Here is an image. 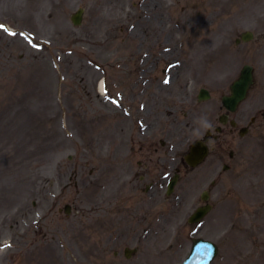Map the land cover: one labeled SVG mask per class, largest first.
Returning a JSON list of instances; mask_svg holds the SVG:
<instances>
[{
	"label": "rangeland",
	"instance_id": "1",
	"mask_svg": "<svg viewBox=\"0 0 264 264\" xmlns=\"http://www.w3.org/2000/svg\"><path fill=\"white\" fill-rule=\"evenodd\" d=\"M254 1L0 0V20L14 30L6 35L0 29V264H82L86 255L99 256L102 241L109 247L107 233L119 226L113 206L119 197V106L98 92L100 73L88 59L107 69L119 96V60L132 62L133 53L147 50L138 41L147 44L153 25L175 30L180 24L190 32L204 19L215 20L216 31L203 37V45L225 57L227 68L220 62L204 71L201 85L216 97L228 93L250 62L257 82L239 111L264 109V4ZM80 7L85 16L77 27L71 14ZM244 30L255 31L246 47L235 43ZM190 132L171 138L172 149L186 151ZM46 133L52 136L45 141ZM257 145L233 171L240 173L236 183L225 179L216 188L218 207L202 227H184L186 216L216 173L204 179V165L193 184L191 177L179 184L174 198L183 210L165 232L155 233L152 264H181L197 230L220 246L212 264H264V141ZM68 203L72 214L65 213ZM113 244L111 258L119 239Z\"/></svg>",
	"mask_w": 264,
	"mask_h": 264
},
{
	"label": "flooded vegetation",
	"instance_id": "2",
	"mask_svg": "<svg viewBox=\"0 0 264 264\" xmlns=\"http://www.w3.org/2000/svg\"><path fill=\"white\" fill-rule=\"evenodd\" d=\"M258 1L264 4V0L254 2ZM2 21L1 25L5 26L6 22ZM214 23L215 20L204 19L190 32L180 24L175 25V30L168 24L153 25L147 44L145 39L138 41L139 48L145 46L147 50H140V55L138 51L133 53L130 56L132 62L126 56L119 60V99L115 102L119 105V148L116 152L119 159V197L113 205L119 210H116L119 226L107 233L109 247L102 241L98 245L99 256L92 254L87 258L86 255L82 264H151V252H144L145 241L150 243L158 229L166 230L170 220L183 210L179 199L173 200L172 196L163 195V191L175 173L179 174L181 181L191 177L189 184L194 183L193 175L197 170L191 168L183 155L180 156L167 142L186 134L188 128L194 131L196 138L204 139L208 130L216 128L220 115L224 113L235 118L237 123L246 120L247 115L243 112H229L219 101L204 110L206 103L195 94L198 88L203 87L204 71L220 62L224 69L227 68L225 57L219 58L213 47L206 49L207 45H203V37L216 31ZM3 31L6 32L5 29ZM88 62L94 61L88 59ZM96 63L103 71L95 81L98 87L106 72L101 63ZM105 81L109 88L108 76ZM208 90L212 99L211 89ZM124 111L129 115L125 116ZM261 115L258 113L244 125L233 126L229 120L220 133L210 137V153L204 163L209 167L203 177L216 173L212 178L213 187L208 192L213 210L218 206L214 190L225 179H231L230 183L235 184L240 173L234 175L233 171L252 158L258 148L257 141H264V119ZM242 128L246 132L244 136L241 135ZM218 165L222 170L217 171ZM101 207L105 208L104 205ZM117 239L119 249L111 258L113 243Z\"/></svg>",
	"mask_w": 264,
	"mask_h": 264
},
{
	"label": "water",
	"instance_id": "3",
	"mask_svg": "<svg viewBox=\"0 0 264 264\" xmlns=\"http://www.w3.org/2000/svg\"><path fill=\"white\" fill-rule=\"evenodd\" d=\"M83 10L80 9L77 13L73 15V20L76 24L81 23ZM252 37V33L248 32L245 34V39H250ZM254 83V74L253 67L251 65H246L242 70V73L231 87L232 94L224 97V103L232 110H235L239 103L243 101L251 85ZM191 157L193 161H190L193 165H196L199 161H201L205 154L207 153V146L205 144H201L197 142L192 146ZM175 181L172 182L171 186H173ZM209 210L208 207H200L198 210L192 215L191 221L200 220ZM217 252L216 246L209 241L198 240L195 242L194 249L184 264H208L211 262L212 258L215 256Z\"/></svg>",
	"mask_w": 264,
	"mask_h": 264
},
{
	"label": "snow or ice",
	"instance_id": "4",
	"mask_svg": "<svg viewBox=\"0 0 264 264\" xmlns=\"http://www.w3.org/2000/svg\"><path fill=\"white\" fill-rule=\"evenodd\" d=\"M0 27H3V25H0Z\"/></svg>",
	"mask_w": 264,
	"mask_h": 264
}]
</instances>
